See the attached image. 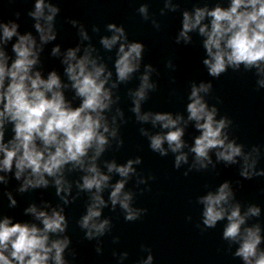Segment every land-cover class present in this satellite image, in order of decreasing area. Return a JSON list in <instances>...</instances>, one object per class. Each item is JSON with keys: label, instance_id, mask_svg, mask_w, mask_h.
<instances>
[{"label": "water", "instance_id": "1", "mask_svg": "<svg viewBox=\"0 0 264 264\" xmlns=\"http://www.w3.org/2000/svg\"><path fill=\"white\" fill-rule=\"evenodd\" d=\"M228 2L168 0L169 5H174L170 7L165 0H62L52 22L55 36L42 42L33 68L39 70L42 77L54 70L61 81L65 100L73 107L79 104L80 98L64 73L62 57L66 49L78 48L76 54L79 56L86 47L90 48L97 63H103L105 71L110 73L105 87L109 88L112 102L104 110V116L109 128L116 127V135L108 137L95 160L97 168L109 176L99 193L105 204L97 218L107 219L108 225L102 234L85 237L79 220L95 189L79 188L85 172L70 164L62 171L69 190L65 193L62 188L59 194L52 177H45L48 180L45 186L19 191L23 174L16 179L14 168L7 173L0 172L5 177V181L0 182V217L8 216L10 222L41 227L40 221L25 212V208L31 204L46 212L61 211L65 217L63 232L48 235L49 240L68 238L62 252L66 264H142L149 253L151 264H243L239 256L233 255L238 242L222 238L226 219L218 220L213 227L205 226L202 221L203 204L199 197L214 192L221 182L227 181L233 193L230 202L238 203L242 213L249 205L259 207V214L246 217L241 227L258 225L261 236L258 248L264 250V86L257 84V80L264 77L259 76L255 67L245 68L243 64L237 68L226 66L224 72L212 76L202 62L206 53L202 43L204 37L198 30L187 33V42L183 38L176 39L183 11L191 14L196 7H226ZM141 4L146 5V17L138 12ZM208 20L205 16L202 23L207 24ZM108 23L123 28L126 43L137 41L143 45L137 69L123 81L116 79L113 66L120 41L111 49H105L100 43L102 36L112 34ZM81 28L87 39L81 37ZM53 46H58L56 54L52 53ZM145 71L153 86L145 90V97L139 103L140 113H149V119L140 121L132 111V93ZM201 82L210 85L207 92L199 93L206 106L216 109L215 119L223 117L227 122L222 129L227 139L240 144L243 152L256 149L253 172L260 170L261 175L241 176V158L236 157L235 163L217 160L216 149H209V161L204 167L195 162L194 153L189 149L199 130L195 122L187 118L186 104L191 86ZM156 112L181 117L178 126L183 129V145L178 151L184 152L186 159L178 166L174 165L177 153L168 150L166 142L162 144L163 155L149 147L151 135L167 131L159 122L152 123L151 114ZM11 136V122H6L4 140ZM87 155L90 156L91 151ZM137 157L139 162L132 164L134 171L127 178L120 177L114 170L107 171L108 162L123 164ZM120 179L125 180L123 191L131 193L130 207L139 210L131 220L124 218L125 211L119 203L112 205L109 201L111 186ZM9 195L15 204L9 203Z\"/></svg>", "mask_w": 264, "mask_h": 264}, {"label": "clouds", "instance_id": "2", "mask_svg": "<svg viewBox=\"0 0 264 264\" xmlns=\"http://www.w3.org/2000/svg\"><path fill=\"white\" fill-rule=\"evenodd\" d=\"M165 4L174 7L168 4V0H165ZM57 11V7L47 3V0H34L28 15L34 18L33 26L41 42L54 38L52 21ZM138 12L146 17V5L141 4ZM205 16L209 18L207 24L202 23ZM17 27L14 21H0V43L16 37L11 45L14 58L10 63L4 50L0 49V172L7 173L14 168L16 179L23 174L19 191L27 187L45 186L48 184L45 177H52L56 193L59 194L62 188L65 193L69 190L62 176L64 166L70 164L71 167L83 169L85 174L78 187L95 191L91 193L90 203L79 225L85 229L87 238L102 234L108 220L97 219L101 206L105 204L99 193L109 176L97 168L95 160L103 151L108 137L116 135V127L109 128L104 116V110L112 102L109 88L105 87L110 73L105 71L103 63H97L96 57L90 54V48L86 47L79 56L76 54L78 48L66 49L62 57L64 73L75 95L80 98L79 104L73 107L65 100L61 81L54 70L42 77L39 70L33 68L37 63L39 45L30 33L20 34ZM107 28L112 34L102 36L100 43L105 49H111L120 41L113 66L116 79L123 81L137 69L143 45L137 41L126 43L124 30L120 26L108 23ZM192 29H197L204 37L202 43L206 56L202 62L210 75L218 76L226 70V66L237 68L243 64L245 68L255 67L259 76L264 77V0H229L226 7H196L191 14L183 11L176 39L183 38L187 42V33ZM80 35L87 39L83 28ZM57 52L58 46H53L52 53ZM148 67L145 65L146 69ZM257 84L264 86V78L258 79ZM152 86L145 71L140 76L138 88L132 93V111L140 121L149 119V113H140L139 103L145 97V90ZM209 87L203 82L193 84L186 104L187 118L194 121L195 128L199 130L189 149L194 153L195 162L199 167H204L205 162L209 161V149H216L217 160L235 163L236 157L241 158V176L261 175L260 170L253 172L256 149L243 152L240 144L227 139L222 131L226 120L223 117L215 119L216 109L206 106L199 93L207 92ZM180 119L179 115L173 118L168 112L151 114L152 123L159 122L160 127L167 131L151 135L149 147L163 155L165 148L162 144L166 142L168 150L177 153L174 160L176 166L186 159L185 153L178 151L183 145V129L178 126ZM6 122L12 125V136L7 141L4 140ZM112 122L115 125V116ZM89 151L90 156L87 155ZM134 162L138 163L139 157L135 161L128 159L123 164L108 162L106 168L108 172L114 170L120 177L127 178L134 171ZM3 181L5 177L0 175V182ZM124 182V179H120L111 186L109 201L112 205L119 203L125 211L124 218L131 220L139 210L130 207L131 193L123 191ZM232 196L228 182L224 181L214 192L209 191L199 197L203 204V224L213 227L218 220L226 219L221 235L223 239L238 242L233 255L239 256L243 264H264V250L258 248L261 241L259 226L241 227L246 217L258 215L260 209L256 205H249L242 213L238 203L230 202ZM8 199L10 204H15L11 195ZM24 211L37 218L41 227L27 222H10L8 216L0 217V264H49V261L52 264H66L62 252L69 242L68 238L49 240L48 235L63 232L65 217L62 212L57 209L49 212L38 210L31 204ZM151 261L152 255L149 253L142 264H151Z\"/></svg>", "mask_w": 264, "mask_h": 264}]
</instances>
